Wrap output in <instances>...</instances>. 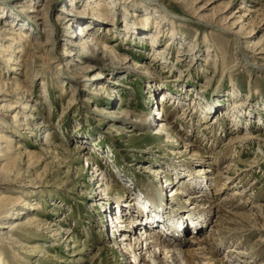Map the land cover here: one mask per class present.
<instances>
[{
  "label": "rangeland",
  "instance_id": "obj_1",
  "mask_svg": "<svg viewBox=\"0 0 264 264\" xmlns=\"http://www.w3.org/2000/svg\"><path fill=\"white\" fill-rule=\"evenodd\" d=\"M114 1L113 9L106 10L109 19L97 17V0L0 1V27L30 35L24 43L27 49L20 43L13 55L0 53V82L21 83L27 94L20 102L28 103L21 109L16 94L4 96L0 103L17 106L0 110V130L15 146L20 142L22 152L30 150L29 156L0 160V169H8L14 180H0V196L7 192L13 200L6 209L27 213L12 218L5 210L0 218V264H134L131 255L118 250L113 232L132 226L129 216H138L124 214L125 221L117 226L122 228L115 229L111 212L129 207L124 190L131 184L130 192L141 196V189L165 187L171 202L164 208L167 215L183 214L185 207L195 219L207 202L201 201L204 196L191 202L192 195L212 194L222 181L229 183L222 196L234 205L244 203L238 212L248 215L256 212L253 207L264 206V0ZM71 8L76 11L67 12ZM164 10L167 19L171 17L165 23L159 15ZM148 12L154 19L143 24ZM67 15L72 16L70 24L65 23ZM172 16L179 21L171 22ZM158 22L164 37L154 39V61L149 35ZM171 33L174 45H169ZM196 37L200 41L194 42ZM103 46L112 52L103 51ZM166 89L172 100L164 105L160 94ZM197 91L203 105L199 108L218 91L213 99L216 117L205 118L201 108L191 109ZM230 91L235 93L231 98L226 96ZM234 100L242 102L238 107L244 115L232 129L233 120L225 111ZM154 112L163 117L160 125L173 136L174 145L167 144V132L152 134L159 128L156 121L143 135L135 127ZM244 134L253 137L243 139ZM87 147L92 152H86ZM155 165L160 169L151 176L149 166ZM234 189L241 196L231 197ZM98 191L104 202L94 198ZM5 203L0 201V207ZM31 215L39 218L38 226L25 224ZM215 215H208L200 232L185 234L208 239ZM164 220L169 227L174 223V218ZM16 222L24 226L1 228ZM191 223L188 220L187 229ZM144 229L136 230L138 237ZM239 233L226 235L228 246H221L216 257L230 264H264V231ZM187 236L183 241L191 243ZM128 247L123 244L122 250ZM260 247L262 256L253 255L256 263L251 254ZM239 251L243 257L235 256Z\"/></svg>",
  "mask_w": 264,
  "mask_h": 264
},
{
  "label": "bare ground",
  "instance_id": "obj_2",
  "mask_svg": "<svg viewBox=\"0 0 264 264\" xmlns=\"http://www.w3.org/2000/svg\"><path fill=\"white\" fill-rule=\"evenodd\" d=\"M0 1L5 2L6 0H0ZM150 1L156 2V3L160 2V0H150ZM46 2H49V0H46ZM114 4H115L114 0L108 1V2H105V0H97L93 9L95 10V12H98L97 17H100V15H101V16H103V18L105 16V18L109 19L108 16L111 14L109 12H106V10L113 9ZM30 8L31 7H29V9H25L23 11H25V12H26V10L29 11ZM75 11L76 10L71 8L67 12L73 13ZM37 12L40 13L43 11L37 10ZM167 13L168 12L165 10L162 13H159V15L162 16V19H163L162 21H164V23L167 20L171 19V17H169V19H167L168 18ZM42 15L44 18V19L43 18L42 19L45 20V17H46L45 14L43 13ZM5 16L7 17V15H5ZM153 16H155V15L151 14V12H148L144 15V18L141 19V22L142 23L148 22V21H150V19L152 22V20L154 19V18H152ZM66 17L68 19H66L65 23H68V24L72 23V16L67 15ZM113 17H114V15L110 16V19H112ZM39 18H41V15H39ZM93 18L95 19V21H98V20H96L97 19L96 17H93ZM172 18H173V20L171 22H175L174 21L175 19H177L179 21V18H177L175 16H172ZM160 23L161 22H158L155 24L156 31L152 32L149 35L151 38V40L149 41V43H151L149 45V48L152 50L151 55L152 56L154 55V58H153L154 61H155V59L158 58L157 57L158 53L156 52L157 48H156V50L153 49V44L156 43L154 39L157 37V40H158V39H160V37L161 38L164 37V32H161V30H163L164 26H160ZM17 24L18 23H16V25ZM81 25H83V24H81ZM20 26H25V24L23 23ZM12 34L13 35L15 34V38L12 37ZM79 34L80 33H77V36ZM172 36H174V33H171V35L169 37V45L170 44L174 45V41L172 40L173 39ZM0 38L2 40V42L0 44V53L4 52V54L7 53L10 56L13 55V51H15V50L19 51L18 46L20 45V43H21V47L23 49L26 47V45L24 43L26 41H30V35H27L24 30H18L16 33H14L8 27L7 28L6 27H4V28L0 27ZM83 38H84V36H83ZM3 39L11 40V41H8L6 44H4ZM204 40L205 41L209 40V38H205ZM198 41H200V39L198 37H196L194 42H198ZM237 43H238V41H237ZM16 44H17V46H16ZM78 44L84 45L83 42H79ZM30 45L28 47H30ZM146 46H148L147 43H146ZM25 49H27V48H25ZM102 50L107 52V53L112 52L106 46H103ZM7 59H8L7 62H10V61L12 62L11 59H9V58H7ZM17 61H20V60L17 59ZM12 84H14V86L7 85V83H5V82L4 83L0 82V100H3V98H5L4 96H10V95L16 94L15 96L17 97V101H15V103H17V102L21 103L20 101H23L26 94H27L26 90L20 89V87L22 85L19 82H12ZM167 91H168L167 89L161 91L160 97L162 98V100H160L161 101L160 103H163V102L167 103V101L172 100V96H170L169 92H167ZM200 91L202 92V91H204V89L200 90ZM198 94H199V92L197 91L194 99L191 100V109L192 110H194L195 107L199 108V106H203V105H200V102H202V97H200ZM250 94H251L250 91H248L247 92V99L252 98V96ZM216 95L218 96V91H214V95L212 96L213 98L211 101H209V102L205 101L206 103H209V104L205 103L206 107L205 106H204V108L200 107L202 109V112H204L205 118H207V117L212 118V117H216L218 115V112H217L218 105L216 103H214V101H213V99H214V97H216ZM222 95H224V94H222ZM234 95H235V93L232 91L231 93L227 94L226 96H229L231 98V96H234ZM175 100H176V98L173 100V102H175ZM234 101H233L234 105H232L231 108L226 109V111H225L228 113L226 117L231 118V121L233 120L232 121L233 122L232 129H235V125H237L236 123H238V121L244 115V110H242V108L238 107V105L242 104V102L236 103V100H234ZM166 103H163V104L167 105ZM21 104H22L21 109L28 108L27 102L26 103L22 102ZM15 105L11 104V106H8V105H5L4 103H0V110L3 108H6V107H8V108L15 107ZM200 108H199V110H201ZM158 114H159L158 112L157 113L154 112L153 115L148 114L145 117V119H142L139 122H137L138 124H136L135 127L140 129L142 131L141 133L143 135L144 134L143 132H146V130L149 127H152V125L154 124V121H156L157 122L156 124H159V128H156V131H154L152 134L156 135L155 137H159L162 134L164 135V132L165 133L167 132L166 133L167 144L174 145L173 136L170 134V132L168 130L162 128V125H160L162 120H164V119H162L163 117L158 116ZM30 115H29V117H31ZM107 115L109 116V114H107ZM16 117H17L16 115H13L12 119H14ZM17 122H15V124H13V125H17ZM9 128H11V127H9ZM237 129L238 128H236V130ZM249 137H253V135L244 134V136H242L243 139H246ZM21 146L22 145L20 144V142H17V144L15 146L14 140L12 139V137L8 133H6L5 131L0 130V160L10 162L11 159H13V160H14V158L19 159L20 156H22L24 153L27 156H29L30 155V150H28L29 148L28 149L25 148L22 152V150L20 149ZM86 152H92L91 148L87 147ZM229 166H230V163H229ZM159 167L160 166H156V165L155 166H149V168L151 169L150 172H148L149 175L154 176L155 175L154 173H156L155 171H157V169H160ZM152 171L154 173H152ZM99 174L100 173H98L97 175L99 176ZM15 177H17V175ZM7 179L10 181H14L10 178V173L8 172V169L4 170L1 167V169H0V180H7ZM96 179H97V181H100V179L98 177ZM220 182H221V180H220ZM228 184L229 183H227L226 181H222L217 187L214 188L215 192L212 194L204 193V195H203L200 193L201 195H199V194L192 195L191 202L196 201L198 197H202V196H204V199L201 198V201H204V203L207 202V206H205V208L201 207V210L199 211L200 213H198L199 215L196 216L195 219L190 218V216H192V215L188 214V211L190 209H188V208L186 209L185 207H183V209H185L186 212H183V214L177 211V212L172 213V215H171V213H169V215H171V216L167 215L166 210L164 208L167 207V205L171 202L166 198V195H167L166 192L167 191H165V189H166L165 187L160 186L161 188H159V185H157L159 191H155L156 188H154L152 191H150V190L147 191L155 203V205L150 206L147 202L149 200H146L144 198V196L140 195L139 192L138 193H135L134 191L130 192L132 190L133 186H132V184L129 185L128 188H126L124 190V193H128L127 201H128L129 207H127L123 211L120 209L114 210L111 208V212L115 214V216H113L114 217L113 221L114 222L116 221V224L113 227L115 229H118V228L120 229L121 225L118 228H117V226L120 222L123 223L125 221V219H123L124 217H126L124 214H128V215H135L136 214L138 217L132 218V216H129V218L131 217L130 219H132V224H131L132 226H125L123 224L124 227L123 228L121 227L122 228L121 230H117V232L116 231L113 232L114 234L117 235V236L116 235L115 236L117 237L116 243L119 245L118 250L122 252V255H125V256L131 255L132 258L134 259V264H138V263L140 264V262H142V264H224L223 259L217 258L215 252L220 250L221 246L222 247L225 245L228 246V244H227L228 239H227L226 235H229V233L231 235H234V233L240 234L239 232H247V234H250V233L253 234L255 232L264 231V206L253 207L256 210V212L252 213V214H248V215L244 214L242 212H238L239 209L240 210L243 209L242 207L244 206V203L240 202V204L234 205L231 198H228L226 196L225 197L222 196L224 194V192L226 191ZM226 185H227V187H226ZM98 187H100V184ZM200 187H202L201 182H200ZM147 188H148V186H147ZM162 189H164L165 194L163 192H161ZM173 189L171 188V190H173ZM146 190H148V189H146ZM121 191H122V189H121ZM195 191H193V193H196V192L199 193L200 191H203V190L201 188L200 191H196V192ZM100 192L101 191H98L94 195V198H98L97 201L99 200V203H100V201L104 202V200H106V198L102 197ZM6 193L1 194V196H0L1 197L0 201H2V203L6 202L4 205H2V207H0V218L5 216L4 213H7L6 211H9L8 214L12 218L22 216V214L26 215L27 213H26L25 209L15 210V212H13V213H11L12 212V211H10L11 209H9V208L6 209L7 205L10 204V201H11V203L13 202L12 197H10V195L6 194ZM144 195H145V193H144ZM234 195L241 196L240 193L237 192L235 189L233 190V194L231 195V197ZM121 198H123V197L121 196L115 201L118 202L121 200ZM108 202L109 201H107V203H105V204L108 205ZM237 202H239V201H237ZM241 205H243V206H241ZM103 208H104V206H103ZM105 208H109V207L106 206ZM131 209H133V211L136 210L137 213L132 212ZM214 211L218 213V216L215 215L216 220H215L214 225H212V227L210 229L211 234H210V237L208 239H205L204 241H200V239L198 238V236L196 234L194 235V234L188 233V234H190L189 236H187L185 234L186 231H188V230L191 231V229H192L191 232H193L194 230H195V233L200 232V230H202V226H203L202 223L206 224L208 222V220L210 219V217H208V215H211L212 213H214ZM203 212H206L207 214L203 213ZM185 213L188 216H185L186 215ZM140 214H142V215H140ZM116 215H119V216H116ZM194 215H196V214H194ZM141 216L143 217L144 221L142 220ZM32 217H33V215H31L29 218H27L25 221V224L28 226V225L34 224L36 222L34 225L38 226L39 218L35 217V216H34V218H32ZM187 217H188V219L194 220V222H193L194 224H192L191 227H189V229L186 228V226H187L186 218ZM199 217H201V219ZM110 218L111 217H108V219H110ZM173 218H174V223L172 225H170V227L168 224H167L168 225L167 226L166 225L167 222H165L164 219L168 220V219H173ZM151 221H153V222L150 223ZM198 221L200 222L199 223L200 226L198 225ZM104 224L105 223L102 222L101 217H100L99 218V225L103 226ZM20 226H24V223L16 222V223L10 224L9 226H5V227H1V228H7L8 227L9 229H15V228H19ZM155 226H158L155 229V230H157V232L151 233V230H154ZM142 227H143V229L144 228L145 229L142 231V233H141L142 235L138 237L136 234V230L139 228H142ZM112 231H113V228L111 229V233H112ZM169 231L171 233L169 236H171V237L168 236ZM8 236L9 235H7V238H8ZM185 236H187V238L189 240L191 239V243H187V242L183 241ZM108 237L110 238L109 235H108ZM112 237H111V239H112ZM228 238H229V236H228ZM221 239L223 240L222 243L219 242ZM170 241L172 243H170ZM262 241H263V239H262ZM123 244H127L129 246L128 248H126L125 251L122 250ZM171 244H174V246L176 248L171 249L170 248L172 246ZM163 245L169 246V248L166 249L163 247ZM208 245H209V247H208ZM28 247L32 248L33 246H28ZM146 253H148V257L144 256ZM262 254H263V248L260 247L259 250L254 249L252 251L251 257H253V255H257L260 257V256H262ZM232 255H233V253H231V256ZM235 256L236 257H243V253L239 251L237 253V255H235ZM1 258L2 257H0V260H1ZM227 263L230 264L229 261H227Z\"/></svg>",
  "mask_w": 264,
  "mask_h": 264
}]
</instances>
